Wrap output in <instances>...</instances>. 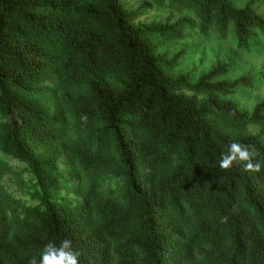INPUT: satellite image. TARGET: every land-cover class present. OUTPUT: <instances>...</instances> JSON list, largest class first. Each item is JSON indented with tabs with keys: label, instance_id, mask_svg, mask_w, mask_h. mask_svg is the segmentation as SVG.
<instances>
[{
	"label": "trees",
	"instance_id": "obj_1",
	"mask_svg": "<svg viewBox=\"0 0 264 264\" xmlns=\"http://www.w3.org/2000/svg\"><path fill=\"white\" fill-rule=\"evenodd\" d=\"M261 1L0 0V264L65 238L81 264H264V97L229 99L254 84L220 78L232 56L193 79L159 50L195 30L249 50ZM163 4L181 17L136 23ZM231 141L260 173L219 167Z\"/></svg>",
	"mask_w": 264,
	"mask_h": 264
},
{
	"label": "rangeland",
	"instance_id": "obj_2",
	"mask_svg": "<svg viewBox=\"0 0 264 264\" xmlns=\"http://www.w3.org/2000/svg\"><path fill=\"white\" fill-rule=\"evenodd\" d=\"M128 9H136L144 3H151V0H119ZM233 3L241 7L247 0H232ZM256 12L264 16V1L257 2L254 5ZM181 15L170 11L166 4L161 6L153 5L142 16L138 17L136 23L146 25L151 22L164 23L169 21L175 22ZM185 38L181 41L161 42L159 50L172 56L181 53L178 62L179 66L171 71L170 75L190 73L193 79L207 72L218 61L228 62L229 56L233 61L229 63L227 73L220 77L225 80H233L241 76L251 75L253 77V87H240L229 97L231 101L237 104L241 110L249 112L252 107L264 97V79L260 75L264 74V35L256 34L250 40V49H238L235 37L232 33L224 37L218 36L214 32H209L206 36L200 35L197 30L193 32H185ZM231 58V57H230ZM255 128L251 127V131L255 132ZM7 162L15 172H20L24 165L17 161L7 159ZM62 168V164H60ZM24 179L30 176L26 173L22 174ZM4 185L8 191L16 198H20V194L16 191L14 184L9 176L4 177ZM25 200L27 203L29 201Z\"/></svg>",
	"mask_w": 264,
	"mask_h": 264
},
{
	"label": "clouds",
	"instance_id": "obj_3",
	"mask_svg": "<svg viewBox=\"0 0 264 264\" xmlns=\"http://www.w3.org/2000/svg\"><path fill=\"white\" fill-rule=\"evenodd\" d=\"M8 118H5L7 122ZM87 120L86 116L82 117ZM260 155L255 145L242 144L238 141H231L227 151L220 155L219 167L223 170H230L234 164H242L247 172L260 173L262 165L256 158ZM81 253L74 249L71 240L65 238L58 244L49 241L43 246L39 257L33 256L27 264H81Z\"/></svg>",
	"mask_w": 264,
	"mask_h": 264
}]
</instances>
